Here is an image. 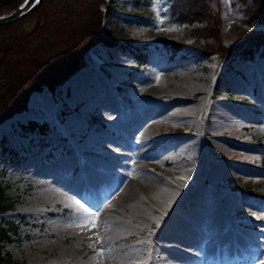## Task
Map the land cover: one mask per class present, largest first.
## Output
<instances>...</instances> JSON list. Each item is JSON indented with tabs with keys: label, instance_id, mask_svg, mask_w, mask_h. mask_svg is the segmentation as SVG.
Returning a JSON list of instances; mask_svg holds the SVG:
<instances>
[{
	"label": "rangeland",
	"instance_id": "obj_1",
	"mask_svg": "<svg viewBox=\"0 0 264 264\" xmlns=\"http://www.w3.org/2000/svg\"><path fill=\"white\" fill-rule=\"evenodd\" d=\"M170 3L171 0L102 2V27L117 29L123 37L113 44L103 40L91 44L83 52L81 64L65 80L53 89L44 84L31 90L27 106L0 121V220L17 223L11 238L3 242V251L9 253L3 264H68L64 260L50 261L62 247L81 255L78 261L93 254L95 264H101L98 251H105V246L99 243L96 227L89 223L94 220L96 225L100 218L98 204L97 208L85 210L74 184L80 181L92 189V170L98 167L105 170V176L119 173L136 181L142 179L134 171L137 164H143L157 180L184 181L188 192L176 209L181 219L189 218L199 227L198 238L192 234L159 233L154 239L145 235L150 254H160L168 246L197 252L202 244L217 242L214 251L198 264L264 261V244H255L251 254L243 255L226 244L229 238L220 235L221 224L207 216L217 210L226 217L224 223L252 238L264 225V97L258 81H264V42L252 57L242 53L251 37L264 32V22L248 20L240 0H206L209 22L219 27L217 38L224 43L243 41L237 52L220 57L205 45L217 38L203 35L197 28L207 18L177 19L170 12ZM167 72L170 74L166 78ZM206 73L204 87L186 97L203 98V105L190 109V104L199 101H185L186 116L180 119L158 114L150 129L152 136L148 137L142 129L150 114L145 111L153 107L169 109L176 102L170 98H181L169 94L168 89L178 77L201 83ZM159 81L165 85V93L148 90L150 82ZM215 102L238 116V125L233 129L224 127L228 120L214 129L211 105ZM32 119L43 123L44 129L26 128ZM211 137L241 140L249 147L234 145L239 150L237 154L221 150L215 155L205 143ZM189 138H199L197 150L192 149ZM193 165L202 168L199 177L186 174ZM215 165L219 169H210L203 185L208 190L206 196H189L204 182L205 168ZM58 191H62L61 195H56ZM109 193L104 190L98 203L108 199ZM229 197L234 200L228 201ZM86 212L89 215L82 216ZM80 223L88 225L83 229ZM148 225L144 226L146 230L149 226L161 228L154 223ZM143 236V231L127 233L114 243H129ZM260 251L262 258L254 260ZM111 257L108 260L115 262ZM157 260L166 263L162 256ZM182 263L196 264L185 260Z\"/></svg>",
	"mask_w": 264,
	"mask_h": 264
},
{
	"label": "bare ground",
	"instance_id": "obj_2",
	"mask_svg": "<svg viewBox=\"0 0 264 264\" xmlns=\"http://www.w3.org/2000/svg\"><path fill=\"white\" fill-rule=\"evenodd\" d=\"M173 73H177V72L172 71V74ZM169 74L170 72H167L164 74V76L167 78ZM203 76H204V79L201 83L198 81L190 82V81L184 80L185 78L182 79L181 77H178L172 83V85L168 87V89H169V94H172L173 96L176 95L181 98H173V97L170 98L169 99L170 101H176V102L171 107H169V109H165V110L162 109L160 111L161 107H155V108L153 107L145 111L150 114H148L149 117L143 121L142 129H145L148 137L152 136L151 135L152 132H150L151 131L150 129H152L154 121L158 118L157 117L158 114L165 115L167 119L168 117L180 119L186 116V110H187L186 106L187 105L185 101H199L200 102V103L194 102L190 104L189 105L190 109H194L196 106H198V104L200 106L203 105L202 103L204 101L203 98L200 100H193V99L189 100L186 98L189 95L193 94L194 91H196L200 87H204V84H206L207 82L206 77L208 76V73L204 74ZM258 81H259L260 90L262 91V96L264 97V81H262L261 79ZM151 82L148 85L149 91L153 90L155 93H165L166 87L162 82L160 81L153 82V83ZM228 82L230 83V80H228ZM226 83H227V80H226ZM75 87H76V83H74L73 85V88ZM213 101H217V100L214 99ZM215 104L217 103L215 102L211 105L212 106L211 107L212 109L211 110V114H212L211 126L213 128L214 127L217 128V126L219 127V125L220 126L225 125L226 122L229 120V123L224 127L233 129L238 123V120H237L238 116L237 117H235L234 115L232 116L228 112V110H226V108H224L220 104H217L215 106ZM188 141L192 144V149L194 150L196 149V146L198 145L197 143L199 141V138L198 139L189 138ZM205 143L208 144L207 150L212 151V153H214L215 155L217 152L221 150L231 152L232 154H237L239 150L234 145H239L242 147V149L248 146V144L241 142V140L233 141L232 139V140L224 141V140L214 139L212 137L208 140H205ZM135 148L137 149V147ZM106 152L104 151L103 153H106ZM121 163L122 162L118 164L121 166ZM214 164H216V162ZM187 169L188 171L186 174L188 175V177L191 175L192 177L196 178V177H199L202 173L201 172L202 168L200 166L197 167L196 165H193V166H189ZM210 169H219V167L207 166V168H205L206 177H205L204 182L201 183L200 186L198 185L199 187L197 189H194L195 191L194 190L190 191V193L188 194L189 196L194 195L192 197H196L198 199H200L203 196H206L205 193H207L208 190L204 188L203 185L206 184V179L208 177L207 174L208 172H210ZM92 171L94 173V177L92 178L94 187L92 189L85 188L84 185L80 183V181L74 184V188L82 196L84 200V204L86 205L85 210L86 209L91 210L92 208H97V204H98V211L100 214V218L99 220L97 219L98 222L95 226L96 227L95 234H97L98 238L101 240V242L99 243L101 244L104 243L105 251H106V252L104 251L103 255H98V261L101 264H183L182 261L184 260L188 262L190 261V263L198 264V263L204 262L203 261L205 260L204 257L210 254V251H214L215 249L214 247H216L215 244H217V242H212L211 244H206V245L202 244L197 250V252L188 251L187 249H183L181 247L175 248L174 246V248H171V246H168V248L164 247L165 248L164 252H161L160 254H158L159 252L157 253V251L153 254H150L152 253V250L147 248V244L144 240L145 235L146 237L152 236V239H154L156 235L159 233L161 234H180V235L192 234V236L194 235L196 238H198L197 231H199V227L189 218L185 220L181 219V217L179 216L180 214H178L177 209H176L177 205L183 200L182 196L186 192H188L186 184H184V181L173 180L171 178H164V179L157 180L153 176V174H151L145 169L143 164H137L134 167V171L142 177V179H139L136 181L134 178L128 179L125 176L121 177L120 176L121 174L119 173L113 174V175H109L108 173L107 176H105L104 174L105 170L99 167L93 169ZM103 177H105L104 180H102ZM119 177L121 178L120 180H119ZM104 190L106 192H110L109 193L110 195L108 196V199H103L102 201H100V203H98V201L100 200L101 194L104 192ZM61 192L62 191H58L56 195H61ZM233 200L234 198H231V197L228 198V201H233ZM88 215L89 214L86 212L82 216L87 217ZM207 216L209 218L211 217L212 221L215 224H221L218 230L221 236H224V237L228 236L229 239L226 240V244L230 245L232 249L237 250V252L243 255L247 256L251 254V248L255 244H259V243L264 244V225L257 228V234L255 237L252 238V237L245 236L239 230L232 227L231 224L228 225V223H224L226 217L220 212H218L217 210H214L213 212L210 211V213ZM147 223L149 225H151L152 223L158 224L161 228L154 229L148 225L149 229L146 230L144 226ZM80 225H82L80 227L84 229L85 225H88V224L80 223ZM142 231L144 232V236L138 240H132L129 243H114L118 238L126 236L127 233L134 234L136 232L141 233ZM87 232H88V229H87ZM71 251L72 250L64 248V247H62L61 249H57L54 254V257L51 258V260L50 259L49 260L53 262H63L64 260V262H67L68 264L70 263L72 264H78V263L95 264V261H96L95 255L91 254L87 256L86 258L78 261L79 256L81 255L79 254L76 255V253L71 254ZM262 254H263V251L258 252L254 260H256L257 258H262ZM110 256H113L111 258L115 262L108 260V257ZM115 256L119 258H116ZM161 256H162V260L165 259L166 263H159L157 259L158 257H161Z\"/></svg>",
	"mask_w": 264,
	"mask_h": 264
},
{
	"label": "trees",
	"instance_id": "obj_3",
	"mask_svg": "<svg viewBox=\"0 0 264 264\" xmlns=\"http://www.w3.org/2000/svg\"><path fill=\"white\" fill-rule=\"evenodd\" d=\"M20 0H0V13L15 7ZM245 4L248 20L264 22V0H240ZM105 0H41L31 11L10 22L0 23V121L15 110L27 106L28 94L46 84L50 88L65 80L80 64L83 52L97 40L116 43L123 37L112 27H102ZM110 7V3H107ZM170 12L180 20H205L197 26L203 35L218 37L219 27L212 25L206 0H171ZM207 31V32H205ZM242 49L252 57L264 32L251 37ZM247 41V40H245ZM209 42V44H208ZM241 42L206 41L208 50L220 57L230 56L241 49ZM44 124L30 120L26 128ZM1 189V187H0ZM17 228L12 220H0V264L8 260L3 242Z\"/></svg>",
	"mask_w": 264,
	"mask_h": 264
},
{
	"label": "water",
	"instance_id": "obj_4",
	"mask_svg": "<svg viewBox=\"0 0 264 264\" xmlns=\"http://www.w3.org/2000/svg\"><path fill=\"white\" fill-rule=\"evenodd\" d=\"M41 0H20L7 12L0 13V23L10 22L35 8Z\"/></svg>",
	"mask_w": 264,
	"mask_h": 264
},
{
	"label": "snow or ice",
	"instance_id": "obj_5",
	"mask_svg": "<svg viewBox=\"0 0 264 264\" xmlns=\"http://www.w3.org/2000/svg\"><path fill=\"white\" fill-rule=\"evenodd\" d=\"M91 215H92V216H95L96 214H95V213H92ZM90 223L92 224V227H95V226H96L94 220H93V221H90ZM103 254H104V250H103V249H100V250L98 251V255H103ZM261 264H264V261H262Z\"/></svg>",
	"mask_w": 264,
	"mask_h": 264
}]
</instances>
